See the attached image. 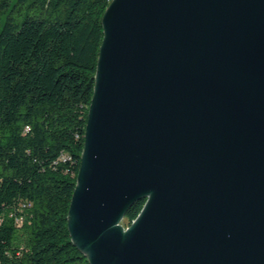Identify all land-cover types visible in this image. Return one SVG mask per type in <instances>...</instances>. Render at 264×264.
Wrapping results in <instances>:
<instances>
[{
    "label": "water",
    "instance_id": "95a60500",
    "mask_svg": "<svg viewBox=\"0 0 264 264\" xmlns=\"http://www.w3.org/2000/svg\"><path fill=\"white\" fill-rule=\"evenodd\" d=\"M103 27L73 244L89 264H264V0H113Z\"/></svg>",
    "mask_w": 264,
    "mask_h": 264
},
{
    "label": "trees",
    "instance_id": "16d2710c",
    "mask_svg": "<svg viewBox=\"0 0 264 264\" xmlns=\"http://www.w3.org/2000/svg\"><path fill=\"white\" fill-rule=\"evenodd\" d=\"M111 2L0 0V264H89L68 217Z\"/></svg>",
    "mask_w": 264,
    "mask_h": 264
},
{
    "label": "bare ground",
    "instance_id": "6f19581e",
    "mask_svg": "<svg viewBox=\"0 0 264 264\" xmlns=\"http://www.w3.org/2000/svg\"><path fill=\"white\" fill-rule=\"evenodd\" d=\"M113 1V0H112Z\"/></svg>",
    "mask_w": 264,
    "mask_h": 264
}]
</instances>
